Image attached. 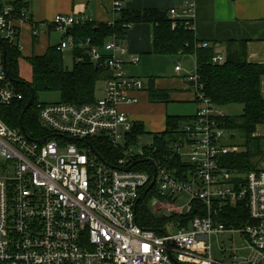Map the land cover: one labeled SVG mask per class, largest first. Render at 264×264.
Returning <instances> with one entry per match:
<instances>
[{
  "label": "built area",
  "instance_id": "1",
  "mask_svg": "<svg viewBox=\"0 0 264 264\" xmlns=\"http://www.w3.org/2000/svg\"><path fill=\"white\" fill-rule=\"evenodd\" d=\"M177 1L168 10L171 29L194 32L197 0ZM112 7L117 18L109 26L123 14L124 0ZM2 8L0 39L20 49L15 22H30V16ZM51 24L66 36L59 51L82 50L105 68L104 95L85 104L38 102L39 132L32 137L4 119L23 95L0 55V264H264V169L258 170L264 160L243 176L226 167L225 157L237 148L225 144L227 115L204 95L201 76L182 77L200 108L171 132L164 150L153 139L142 143L145 135L134 141L135 122L121 106L138 104L137 94L146 91L142 79L125 72L140 56L114 35L103 47L90 38L76 43L67 34L86 24L77 16L60 14ZM224 59L218 53L212 63ZM105 143L112 151L101 152ZM154 178L147 196L153 192L161 216L177 219L163 233L137 222L138 204ZM237 204L247 209L249 222L229 226L222 216ZM193 209L197 215L188 220ZM223 234L231 235L233 247L215 258L211 239Z\"/></svg>",
  "mask_w": 264,
  "mask_h": 264
},
{
  "label": "trees",
  "instance_id": "2",
  "mask_svg": "<svg viewBox=\"0 0 264 264\" xmlns=\"http://www.w3.org/2000/svg\"><path fill=\"white\" fill-rule=\"evenodd\" d=\"M16 11L22 6L13 5ZM0 4V13L3 10ZM168 11L143 10L123 11L114 26L107 23L74 26L67 34L76 43L90 38L95 45L103 47L114 35L124 39L129 29L135 24L150 23L154 26L151 54L156 56H176L192 54L196 59L197 73L201 76L203 93L218 107L224 108L239 104L243 106V113L239 116H226L225 126L228 134L239 133L242 147L234 150L225 157L224 164L236 176H243L257 169L259 161L264 160V137L257 135V130L264 125V97L261 91V79L264 76V65L247 61L244 48L242 50H227L223 63L213 65L212 59L216 55L215 49L196 48L197 41L194 32L188 31L181 25L172 30ZM3 41L0 39V55L3 54ZM210 44V43H209ZM6 47L5 68L9 80L16 90L23 95V99L7 108L4 119L12 128L24 127L27 134L34 137L39 132V114L36 105L38 90H58L62 95L61 103L85 104L95 101L97 82L107 78V72L101 64L92 62L85 52L74 49V65L72 69H64L63 55L58 47H51L41 56L28 59L33 70V82H25L19 74V61L22 58L20 49L16 45ZM81 58V61H78ZM150 90L152 101L167 100V94L157 90ZM35 96L34 106L24 113V109L31 98ZM192 117V116H191ZM191 117L168 116L166 131L153 135L155 145L164 150L168 144L171 132L178 128L182 121ZM141 135H146L143 127L135 123L132 133L134 141ZM170 136V138H169ZM169 138V139H168ZM235 147V145H232ZM98 148V147H97ZM107 151H112L109 144L103 145ZM100 150V149H99ZM144 169V166H138ZM153 169V168H152ZM153 192L146 196L137 207V222L143 228L156 232L163 229L167 222L177 221L173 216L156 217L151 214L144 203L152 198ZM223 214V221L231 226H242L249 222L247 209L241 204L229 207ZM198 209L188 215V220L197 215Z\"/></svg>",
  "mask_w": 264,
  "mask_h": 264
},
{
  "label": "crops",
  "instance_id": "3",
  "mask_svg": "<svg viewBox=\"0 0 264 264\" xmlns=\"http://www.w3.org/2000/svg\"><path fill=\"white\" fill-rule=\"evenodd\" d=\"M112 1L0 0V4L22 6L30 16V22H15L20 33V49L22 46L20 52L28 61L32 56L44 55L49 48L58 47L64 41L66 36L51 24L57 15H74L93 25L108 23L117 18L113 13ZM178 5L177 0H124V10L129 12L150 9L168 11ZM34 26L39 30L38 35L34 34ZM194 28L195 39L210 43L216 54L221 53L225 56L228 49L244 48L249 63L264 65V0H197ZM153 33L152 24H135L127 32L122 44L130 55L140 56L142 62L143 56L152 55L150 52ZM56 34L62 39L55 46L51 42V37ZM178 74L181 73H176V78H148L145 82L149 87L137 94L139 103L121 106L130 119L143 127L146 134L165 132L168 116L191 117L199 110L193 93L182 79L185 74L180 76ZM151 88L166 93L167 100L152 101L149 90ZM261 91L264 97V76L261 79ZM168 101L183 103L182 106L186 108L181 110V115L170 114L166 104ZM150 112L153 114L149 115ZM259 128L264 133V125Z\"/></svg>",
  "mask_w": 264,
  "mask_h": 264
},
{
  "label": "rangeland",
  "instance_id": "4",
  "mask_svg": "<svg viewBox=\"0 0 264 264\" xmlns=\"http://www.w3.org/2000/svg\"><path fill=\"white\" fill-rule=\"evenodd\" d=\"M61 39L62 37L56 34L53 35V37H51V42L56 46L61 42ZM62 55H63L64 69H68V70L72 69L74 65L73 47H69L68 49L64 50L62 52ZM179 64L183 68V72H181V74H178L179 76L183 74H195L197 72L196 59L195 56L191 54L176 55V56H156V55H149L146 57L143 56L142 62H140L136 66L125 67V72L130 76H135L142 79L145 87L148 88L149 86H147L145 80H147L150 77L176 78L175 67ZM19 74L20 77L25 82L28 83L33 82V70L26 58L22 57V59H20L19 61ZM104 86H105V81L100 79L96 85V93H95L96 99L102 98ZM37 99L39 102L46 104L61 103L62 95L61 92L58 90H38ZM166 104L169 108L170 114L181 115L182 114L181 110L186 108L185 106H182L184 105L183 103H175L168 101V103ZM176 107L177 109H175ZM223 110L226 115L237 117L243 113V106L239 104H234L228 107H224ZM148 114L151 115L153 113L150 112ZM257 135L263 137L264 135L263 130L262 129L260 130V128H258ZM152 136L153 134H146L143 140H141V142L142 143L150 142L152 140ZM242 141L243 140L241 139L240 134L237 132L227 134L226 138L224 139L226 145H230V144L235 145V148H237V146L242 147L241 146ZM153 204L154 201L152 200V198L147 199V201L144 203V205L147 206V208L149 209L152 215L156 217H160L161 213H159L156 210ZM170 226H172V224L168 222L166 224V228L171 229ZM231 238L232 237L229 234L217 235L212 237L211 241L213 246V255L215 258H221L223 256L222 249L227 250L226 252H224V254L226 255L230 254L231 247H233V244L230 242ZM235 241L237 245L241 244L239 237H235Z\"/></svg>",
  "mask_w": 264,
  "mask_h": 264
},
{
  "label": "water",
  "instance_id": "5",
  "mask_svg": "<svg viewBox=\"0 0 264 264\" xmlns=\"http://www.w3.org/2000/svg\"><path fill=\"white\" fill-rule=\"evenodd\" d=\"M3 47H4V49H3L2 57H3V60H4V64H5V63H6V53H7V51H6V47H5L4 43H3ZM34 102H35V96L32 95L31 98L29 99V101H28V103H27L25 109H24V113H25L26 111H28L29 109H31V108L34 106ZM21 129L24 130V127H23L22 125H21ZM43 142H44V140H41V143H43ZM134 165H135V164H134ZM129 169H130V168H128L127 170H129ZM262 169H264V163H262V164L258 167V170H262ZM154 184H155V178L153 179L151 185H150V186L147 188V190L143 193V197H146V196H147V194H148V193L151 191V189L153 188ZM160 232L163 233L162 230H160Z\"/></svg>",
  "mask_w": 264,
  "mask_h": 264
}]
</instances>
